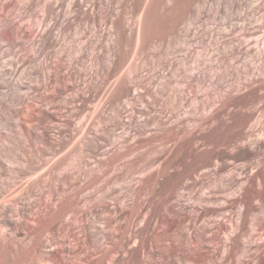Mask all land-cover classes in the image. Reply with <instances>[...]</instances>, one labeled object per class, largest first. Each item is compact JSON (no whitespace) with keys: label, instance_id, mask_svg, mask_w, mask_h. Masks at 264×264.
Returning a JSON list of instances; mask_svg holds the SVG:
<instances>
[{"label":"rangeland","instance_id":"rangeland-1","mask_svg":"<svg viewBox=\"0 0 264 264\" xmlns=\"http://www.w3.org/2000/svg\"><path fill=\"white\" fill-rule=\"evenodd\" d=\"M246 1V7L233 11L230 0H0V193L2 188L6 192L0 201V264H206L182 248H172L170 235L179 237L185 231L183 215L165 210L164 200L179 192L186 174L194 175L198 166L215 160L231 166L246 163L250 181H264V165L253 167L258 157H264V134L257 156L252 139L238 140L252 118L264 122V0ZM236 15L245 18L236 19L247 23L243 32L252 33L240 36L242 30H237L228 36L236 45L229 52L231 87H213L208 80L193 81L192 87L178 83L188 99L174 103L160 94L165 104L162 123L134 109L126 111L123 124L106 129L114 144L99 141L98 155L89 154L78 131L74 138L60 131L67 129V119L77 126L91 111L83 109L78 97L72 99V91L56 96L63 109L48 102L50 51L62 55L67 64L73 62L72 70L82 73L73 81L87 92L91 81L104 74L108 56L103 48L108 45L112 61L126 75L140 79L154 74L163 57L177 58L178 65L186 46L195 43L194 32L237 23ZM117 17L126 26L121 39L114 27L108 28ZM31 103L49 107L60 120L32 115L25 109ZM132 103L141 106L138 97ZM26 120L32 138L22 128ZM163 167L169 176L159 175ZM60 174L69 175V184L62 181L56 190ZM150 179L156 186L140 194V185ZM75 196L81 197L75 209L78 216L66 203ZM176 202H185V197ZM104 204L113 208L111 223L106 214L89 218L91 208ZM122 208L126 214L116 212ZM190 231L195 240L196 230Z\"/></svg>","mask_w":264,"mask_h":264},{"label":"bare ground","instance_id":"bare-ground-1","mask_svg":"<svg viewBox=\"0 0 264 264\" xmlns=\"http://www.w3.org/2000/svg\"><path fill=\"white\" fill-rule=\"evenodd\" d=\"M122 1L123 0H119V3ZM245 1L246 0H230V6L232 7L231 10L236 9V6L239 7V5H243ZM258 1L261 3L263 0H257L256 2ZM250 2L251 0L249 3ZM259 3L257 5H260ZM108 5L110 4L108 3ZM257 5L254 6L257 8ZM262 5L263 4L260 6ZM243 6L246 7V3ZM255 7L253 9L254 11L256 10ZM93 8L97 9L99 16L102 15V11L100 10L99 4L97 2L93 3ZM242 9L244 8L242 7ZM249 10L251 9L249 8L248 11ZM246 11L247 10L244 9L243 13H246ZM235 12L233 13L235 14ZM257 12L259 13V10ZM232 16L234 15L232 14ZM241 16L240 18L237 16L235 20L233 19L234 17H232V21H236L237 18L243 21L245 18L243 19ZM248 18H250V16ZM241 21L240 23L236 21L237 23L233 22L232 24L230 23V25L227 24L221 29L217 26H212L205 29L203 28L199 31L195 30V43L186 46L184 49V54L182 55L183 57H180V60L183 58V62L186 61L185 63L188 64L190 62L189 66L187 65L188 68L183 65L185 63H179L180 60H178V65L180 64L182 67L180 65L178 66L175 61L177 58L172 60V58L170 59L167 56L161 59L159 67L157 66L158 68L154 74H142L143 76H141L140 79H133L131 76L132 74L126 75V73L121 70L120 64L114 63L112 61V50L108 45L106 48H103V51L106 53L105 55L108 56V61L105 64L104 74L102 75L101 79L91 81V88L87 92L81 91V88H79V86L73 81V79H77L78 77L82 76V73L80 74L79 71L72 70L73 62H70L72 64H67L62 55L52 53V51H50L49 54H47L49 56V73L47 81L48 88L45 91V97L48 102L51 103L54 108L63 109L65 106L57 103L56 96L69 94V91H72V99L78 97L84 103L83 109L86 107L89 111H91V115L87 118L85 117L84 121H81V123L77 126H74L70 119H67L65 124L67 125V129H61L60 131H67L69 136L73 138L76 136L78 131L79 136L77 137L83 141V144L88 150L89 154L98 155L101 147L99 141H105L107 146L114 144V140L110 135H108L106 129L112 125L123 124L125 120L123 118L124 112L134 109V111H137L142 115L147 114V119H151L158 124L162 123L163 119L160 117V113L165 107V104L163 102L164 99L159 98L160 94L167 95V97L169 96L174 103L184 102L188 99L184 90L178 87V83L186 82L189 87H192L193 81L202 83L208 80L211 82V84L209 83L210 86L213 87H231L232 81L230 80L232 79V73L229 71V67L231 66L229 62V52L230 50L234 51V49H236V45L234 46V35H232V41H234L233 45L232 41H230L231 39L229 40L228 36L237 30H240V32L242 30V34L237 33L240 34V36L243 34L247 35V33L250 34L251 32L246 31V33H244L247 27L245 24L247 23H245V21L241 23ZM113 27L117 31V37L119 36V39H121L122 36L124 37L123 34H125L126 26L120 17L111 19L109 21L108 28L111 30ZM255 33L256 32H254V35ZM215 35H217V37ZM254 35L252 34V36ZM213 37H215V41H213ZM227 39L229 41H227ZM144 44L151 45L149 42H144ZM151 48L157 49V47L153 46ZM239 49L241 50L242 48L239 47ZM82 56L83 51L80 54V57ZM190 60L193 61V64H191L192 62ZM175 65H177V68ZM134 66L135 70L139 68L137 64ZM200 67H202L200 69L201 71L196 69ZM221 67L224 68V76H222L223 72L220 71L222 70ZM194 69L196 71L198 70L199 72H194ZM155 76H157V79L159 77L158 81L155 79ZM113 78H115L114 83H111V85L108 87V83ZM145 80H148L147 84H144ZM133 97H138L141 100V106L135 107L132 105ZM93 101H96L97 103L90 105ZM254 106L256 105L254 104ZM25 107V109L28 110L29 113L31 112V114L34 116L39 114L44 118L46 117V119L60 120V115L58 113L51 111L49 107L39 105V103L26 104ZM261 108V111L264 113V108L262 106ZM105 113L108 114V117H105ZM24 119L25 118L22 120ZM257 119L258 118H252V120L246 124L247 127L245 128L243 135L238 139L239 141L252 139L257 146V149H253L256 156L258 154V148H260V140L264 134V122H259L260 120L257 121ZM26 122L27 120L22 122V128L25 131V134L29 138H32L30 126L27 125ZM245 164H238L237 162L231 166L215 160L212 163L200 165L194 170V175H191L190 173L185 175L183 181L180 183V189L177 194L172 193L165 198V210L167 209L173 215L182 214L183 217L180 221H182L184 224L182 229H185L183 235L179 236L180 238L178 235L175 238H172L175 235H170L172 239H169L168 236V239L174 244V246L172 245V248L176 247V249L182 248L186 250L187 253L189 252L191 255L190 256L189 253H186L187 256L189 255L193 260L199 263L264 264V181L261 180V178H258L256 181H250L249 172L251 170ZM262 165H264V157H258L253 167H260ZM231 168L235 171L237 170V174L234 173V176L231 175ZM170 174L171 173L165 167L159 171V175L162 176H169ZM68 179L69 175L67 174L57 175L56 180L58 183H56L55 186L56 190L60 188L62 184H60V182L64 181V183H68ZM157 180L159 181V179ZM171 181L176 182L173 181V179ZM154 184H156L155 179L143 181L139 187L140 194L146 195L149 193ZM172 190L173 189L170 191ZM5 196L6 192L4 188H2L0 193V201H2ZM182 197L183 199L185 197V202H180L181 204H178L176 201L178 199L180 201ZM160 200L162 201V199ZM80 202V196H75L71 203L66 202L70 204L71 213L73 215L78 216V213H76L75 209L77 205L80 204ZM112 210L113 208L111 205L104 204L91 208L87 214L89 218H92L94 215L103 216V214H106L107 222L111 223L112 217L110 216V213ZM188 211L189 213H186ZM116 212H125V209H116ZM182 223L180 225H182ZM92 225L93 224L91 223L90 227H92ZM191 229L196 230L195 240L191 235ZM2 231L3 229H1V236L4 235ZM15 246V249L20 251L19 244ZM15 257L20 260L19 255H15Z\"/></svg>","mask_w":264,"mask_h":264}]
</instances>
